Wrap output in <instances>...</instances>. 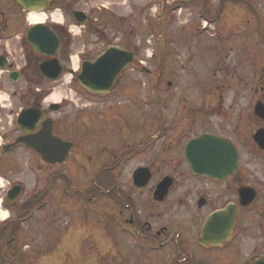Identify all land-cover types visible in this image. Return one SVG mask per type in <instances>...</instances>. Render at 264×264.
<instances>
[{"label": "flooded vegetation", "instance_id": "flooded-vegetation-1", "mask_svg": "<svg viewBox=\"0 0 264 264\" xmlns=\"http://www.w3.org/2000/svg\"><path fill=\"white\" fill-rule=\"evenodd\" d=\"M35 1L38 5L30 9L21 0H0V98L11 101L8 110L7 104L0 108L1 208L9 212L8 219L0 222V264H28L35 255L26 238L28 231L22 227L25 223L42 218L44 223L71 227L73 221L78 224L81 218L90 220L103 211L104 222L122 230L126 251L146 259L147 264L264 261V252L257 253L254 248L245 253L239 244L242 212L256 211L260 205L264 217V179L257 174L260 170L264 175V150L255 138L264 130V3L260 11L254 5L246 9L242 0H49L47 6L41 4L45 0ZM237 8L248 17L247 25L240 15L227 26L229 14L236 15ZM55 10L62 17L58 23L53 20ZM77 11L85 14L81 17L87 21L84 28L101 39L98 52L72 54L73 24L81 26L73 14ZM32 13L43 14L44 23L52 24L61 40V50L55 56L62 67L57 81L41 71V65L53 56L38 53L28 41L29 31L37 24ZM210 24L214 25L212 31ZM237 25L240 28L236 29ZM239 31H249L253 37L250 50L238 43ZM213 37L220 38V48L209 43L208 38ZM109 49L131 54L129 67L112 91L90 93L93 100L83 108L74 85L77 69ZM210 50L218 63L215 86L209 91L194 87L187 97L174 102L170 115L156 91L154 114L143 105L135 106L142 115L130 141L125 133L135 101H119L128 85L138 84L134 77L128 84V71L134 67L147 70L146 52H152L148 54L151 62L156 52H163L160 63H165L169 54L176 61L177 52L187 51L190 57L184 61L191 66L199 61V53L203 61ZM247 61L248 74L244 75L239 68ZM66 73L70 74L68 88L74 89L77 99L72 95L50 101L56 84L60 88L65 85ZM242 80L250 90L241 91ZM35 84L42 88L34 89ZM30 108L35 109L34 116L19 121L21 113ZM84 109L86 119L82 117ZM114 124L112 137L109 130ZM41 131L44 154L18 141L22 137L35 139ZM205 135L222 138L237 150V161L234 156V163L228 169L223 166L220 176L194 172L187 158V146ZM256 156L261 163L252 162ZM131 160H139L132 171ZM139 169L144 179L136 181ZM165 179L169 187L163 196L157 192ZM14 189L17 195L9 197ZM243 190L255 194L248 208L241 206ZM229 206L237 207L236 223L208 227L213 238L217 233L219 237L215 243H203L210 216ZM230 226L227 239L224 234ZM60 241L53 255L65 251V243ZM133 248L137 251L131 252Z\"/></svg>", "mask_w": 264, "mask_h": 264}, {"label": "rangeland", "instance_id": "rangeland-1", "mask_svg": "<svg viewBox=\"0 0 264 264\" xmlns=\"http://www.w3.org/2000/svg\"><path fill=\"white\" fill-rule=\"evenodd\" d=\"M263 3L264 0H242L241 5H244L246 9H250V5H254L257 6L260 11H263ZM85 8L88 9V6L85 5ZM235 12L236 15L232 16L229 14L230 22L227 23V26H230V23L236 21L238 19L236 17L240 15L245 20L244 24L247 25L246 19L248 17H246L245 12L238 8ZM64 20L67 22L66 18H64ZM244 24L241 26H244ZM209 27L212 31L214 25L210 24ZM237 28H240V26L237 25L236 29ZM240 32L242 33L240 37L241 40L238 43L242 46H247V49L250 50L252 44H254L253 37L249 35V31H239V33ZM71 37L73 39L71 47L73 55H77L79 51H87L88 53L93 51L98 52L97 49L102 46L101 39H97L96 35H92L88 28L77 29L76 34H72ZM208 41L216 48H220L221 46V40L219 37H213V39L208 38ZM91 48H93V50H91ZM185 52L182 51L176 53V59L178 61H175V58L171 57V54H169L165 63H160V59L163 57V52H156V59L153 62H151L148 57V54L152 52H146L145 58L148 63L146 67L149 71H143L139 67H134L133 71H128L127 76L130 77L127 79L128 84L131 82V77H134L138 84L135 86L133 84L128 85L124 90L125 94L123 98L119 101H135L134 109L129 112L128 131L125 133V136H128L130 141L133 138V128L139 123V119L142 115L141 110H135V106L143 105L148 112L154 114L157 109L155 104L156 91L159 99L166 108L168 115H170L172 109L175 107L174 102L177 101L179 97L181 99L187 97L188 93L194 87L209 91L213 85L215 86V74L218 72V63L216 62L217 56L215 52L211 50L206 51V53H204L203 61H201L202 54L199 53V61L191 66L184 61L190 57L189 52ZM182 59L184 62L179 61ZM244 64L247 66L243 65L239 69L242 74L247 75L250 63L247 61ZM75 66H77V64ZM160 76L162 79L159 81ZM65 78L67 81L65 80L64 86L60 88L59 84H56L58 86L56 93L51 97L50 101H60L63 96L71 97L72 95L77 99V95H74V89L73 91H70L68 88L69 83L67 82L70 79V74L66 73ZM169 81L172 82L171 85L169 84ZM245 81L242 80L241 87H239L242 92L250 90L246 88ZM74 85L80 91L79 96L83 104L82 107L85 108V104L91 102L93 96L90 92L83 89V87L78 84V81H76ZM33 87L34 89L37 87L41 89L42 85L35 84ZM5 97L8 98V95ZM135 98H139L140 102L135 100ZM0 101L3 104H7V110L10 108V100L0 99ZM87 116V110L84 109L82 111L83 119H86ZM116 127L117 125L114 124L111 127L112 129L109 130V134H112V137L115 133ZM118 128H121V125H118ZM257 161L261 163L259 156H256L252 160V162ZM129 165V170L132 171L139 165V160H131ZM254 167V165H250L251 169ZM257 174L264 179L263 172L257 170ZM85 179L86 177L83 178V181H85ZM2 197L3 195L0 194V199H2ZM87 206L90 208L91 205L88 204ZM96 209L100 210V207H96ZM260 209L261 206L259 205L256 208V211L242 212L241 220L244 226L242 228L243 233L239 243L242 252L248 253L253 251L254 248L257 253L264 252V217L260 215ZM1 210L0 222L9 217L7 209L1 208ZM67 220L68 218L66 217L65 221ZM73 220H75V218H73ZM104 220L105 214L103 211L102 214L97 213V216L93 219L89 220V217L87 219L81 218L78 224L73 221L72 225L73 227L75 226V228H73L71 232L72 236H70V234L64 241L66 253L55 257L52 254V250L55 248L58 240L69 231L70 226L67 227V223H44L42 218L34 219L32 223H25L22 227L28 231L26 238L32 246L31 250L35 253V255L31 257V260L27 261L29 262L28 264H147L146 259H140L137 254L129 253L130 250L129 252L126 251V249H128V243L122 235V230L120 228L116 229V226L106 223ZM111 234L114 235L113 239L109 236ZM130 243L131 245H134V241H130ZM111 248L114 249V252L110 251ZM133 251L137 250L133 248L131 252ZM116 253L118 254L116 255Z\"/></svg>", "mask_w": 264, "mask_h": 264}, {"label": "water", "instance_id": "water-1", "mask_svg": "<svg viewBox=\"0 0 264 264\" xmlns=\"http://www.w3.org/2000/svg\"><path fill=\"white\" fill-rule=\"evenodd\" d=\"M25 7L34 8L38 5L37 1L31 0H21ZM49 0L41 3L42 6ZM40 5V3H39ZM77 20L79 22L85 23L86 19L80 18L84 14L81 12H75ZM29 40L32 46L39 52L45 55H55L61 49V41L55 32L45 26L44 24H37L29 32ZM131 54L124 51H118L116 49H109L103 53L94 62H84L82 66V72L79 76L81 84L91 92L96 93H107L116 84V82L123 75L128 64L131 62ZM42 71L45 75L49 76L51 80L56 81L59 79L61 74V66L57 59H53L41 66ZM33 109L25 110L22 116H33ZM42 131L35 139H29L23 137L19 139L29 146H33L41 154L43 152V142H42ZM256 140L260 147L264 149V130H260L256 135ZM30 140V141H29ZM187 158L191 162L194 172L199 174H211L213 176H220L223 172L222 167H228L233 162L235 156V161L238 159V154L236 148L228 141L215 137L205 135L195 141H193L186 148ZM216 165H220V169L216 168ZM142 169L136 171L135 178L136 181L144 179L142 175ZM228 173V171H226ZM222 175V173H221ZM146 176V175H145ZM168 179H165L159 186L158 194L163 196L168 190L169 184ZM144 182V181H143ZM145 183V182H144ZM142 186V185H141ZM17 195L15 189L9 192V197ZM255 199V194L251 192L242 191L241 200L242 205L249 206ZM236 221V209L234 206H229L225 210L218 211L212 214L209 218V223L204 228L202 242H206L207 238L211 241L213 240V235L209 233L208 227L217 228L218 223H235ZM233 226H230L225 232L224 236H228L230 230ZM216 238L219 237L218 233L214 234ZM223 236V235H222ZM255 264H264L263 260H258Z\"/></svg>", "mask_w": 264, "mask_h": 264}, {"label": "bare ground", "instance_id": "bare-ground-1", "mask_svg": "<svg viewBox=\"0 0 264 264\" xmlns=\"http://www.w3.org/2000/svg\"><path fill=\"white\" fill-rule=\"evenodd\" d=\"M31 16L33 17V20L36 21L37 23H43L44 22V15L43 14H37V13H32ZM54 18L56 20H60V14L59 13H55ZM1 199H0V214H1Z\"/></svg>", "mask_w": 264, "mask_h": 264}]
</instances>
